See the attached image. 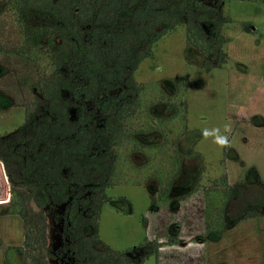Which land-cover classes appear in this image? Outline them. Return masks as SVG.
I'll use <instances>...</instances> for the list:
<instances>
[{
	"label": "trees",
	"instance_id": "obj_1",
	"mask_svg": "<svg viewBox=\"0 0 264 264\" xmlns=\"http://www.w3.org/2000/svg\"><path fill=\"white\" fill-rule=\"evenodd\" d=\"M223 3L0 0V13L13 9L23 34L20 46L0 44V51L31 57L44 48L53 66L36 81L38 91L19 130L0 134V191L24 221L23 245L16 247L24 264H55L61 256L67 264H130L136 250L145 254L140 262L157 252V240L119 251L100 237L101 212L111 200L107 189L116 184L118 148L128 120L142 107L145 85L134 74L143 60L154 58L155 43L180 23L186 24L187 44L202 53V67L221 68L228 60L223 26L230 20L223 16ZM176 154L173 178L185 160L190 169L204 170L201 154ZM173 178L152 195V204L170 198ZM219 183H224L222 205L208 233L217 238L231 220L264 216V180L256 168L235 183L227 175L214 184ZM198 189L196 183L179 198ZM62 205L64 242L56 252L49 212Z\"/></svg>",
	"mask_w": 264,
	"mask_h": 264
},
{
	"label": "rangeland",
	"instance_id": "obj_2",
	"mask_svg": "<svg viewBox=\"0 0 264 264\" xmlns=\"http://www.w3.org/2000/svg\"><path fill=\"white\" fill-rule=\"evenodd\" d=\"M221 9L230 19L223 26L228 60L221 68L202 67L204 57L187 44L186 24L180 23L155 43L154 58L143 60L134 74L145 85L142 107L127 122L116 184L107 189L111 200L99 220L100 237L113 249H139L145 240L161 243L144 262L145 254L136 250L130 264H264V216L231 220L217 238L207 232L223 200L224 183L215 180L227 175L235 183L252 168L264 180V2L224 0ZM22 40L16 12L0 13V44L20 46ZM52 68L44 48L31 57L0 51L1 135L19 130L38 91L36 81ZM220 136H227V146L217 142ZM190 151L203 156L204 170L190 169L185 160L173 178L176 153ZM172 178L170 198L152 204V195ZM196 183L198 191L179 198ZM63 213L64 205L49 212L56 252L64 242ZM174 236L177 241L171 242ZM23 241L22 216L1 198L0 264H24L16 250ZM60 258L53 262L69 263Z\"/></svg>",
	"mask_w": 264,
	"mask_h": 264
},
{
	"label": "clouds",
	"instance_id": "obj_3",
	"mask_svg": "<svg viewBox=\"0 0 264 264\" xmlns=\"http://www.w3.org/2000/svg\"><path fill=\"white\" fill-rule=\"evenodd\" d=\"M225 131H230V126L225 125ZM207 134V133H206ZM217 142L221 145V146H227L228 145V138L227 136H220L217 139Z\"/></svg>",
	"mask_w": 264,
	"mask_h": 264
},
{
	"label": "built area",
	"instance_id": "obj_4",
	"mask_svg": "<svg viewBox=\"0 0 264 264\" xmlns=\"http://www.w3.org/2000/svg\"><path fill=\"white\" fill-rule=\"evenodd\" d=\"M3 194H4V196H5V191H3ZM4 196H1L0 199H1V198L5 199Z\"/></svg>",
	"mask_w": 264,
	"mask_h": 264
}]
</instances>
